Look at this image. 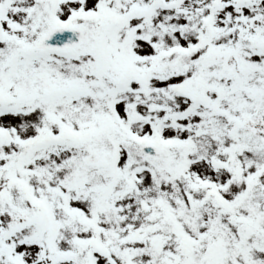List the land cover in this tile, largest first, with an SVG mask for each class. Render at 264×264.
Listing matches in <instances>:
<instances>
[{"label": "snow or ice", "instance_id": "1", "mask_svg": "<svg viewBox=\"0 0 264 264\" xmlns=\"http://www.w3.org/2000/svg\"><path fill=\"white\" fill-rule=\"evenodd\" d=\"M0 264H264V0H0Z\"/></svg>", "mask_w": 264, "mask_h": 264}]
</instances>
